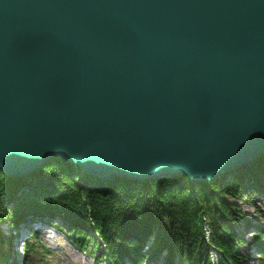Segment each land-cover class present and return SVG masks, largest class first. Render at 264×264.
<instances>
[{"label":"water","instance_id":"water-1","mask_svg":"<svg viewBox=\"0 0 264 264\" xmlns=\"http://www.w3.org/2000/svg\"><path fill=\"white\" fill-rule=\"evenodd\" d=\"M211 182L264 158V0H0V172Z\"/></svg>","mask_w":264,"mask_h":264},{"label":"trees","instance_id":"trees-1","mask_svg":"<svg viewBox=\"0 0 264 264\" xmlns=\"http://www.w3.org/2000/svg\"><path fill=\"white\" fill-rule=\"evenodd\" d=\"M258 196L264 198V158L211 182H191L184 175L95 178L53 158L24 177L0 172V264L14 248L19 225L28 220L57 224L74 247L100 260L107 254L110 264H156L162 249L163 264H213L207 236L216 248V264H247L249 247L264 245V228L252 229L241 203L253 205ZM246 231L254 233L251 239L244 238ZM35 247L29 245L28 254ZM257 249L255 264H264V250Z\"/></svg>","mask_w":264,"mask_h":264},{"label":"rangeland","instance_id":"rangeland-1","mask_svg":"<svg viewBox=\"0 0 264 264\" xmlns=\"http://www.w3.org/2000/svg\"><path fill=\"white\" fill-rule=\"evenodd\" d=\"M222 176V175H221ZM220 176V177H221ZM219 177V178H220ZM218 179V178H217ZM241 203V202H240ZM241 208L246 215L247 218L252 219V224L254 227H263L264 226V200L258 196L254 201L253 205L249 203H241ZM6 234V229L3 228ZM248 233L244 234V238H248ZM40 243H44L47 250H49V254L45 255L43 258L45 261L40 262L37 261L39 254L36 253L32 259H34L33 264H67L63 261L62 252L68 253V257L77 258V262L73 259H70L69 264H93L92 259L87 256H83L82 254L76 252L69 242L66 241L63 234H61L57 229H51L48 227L46 230L43 229L41 238L39 239ZM46 243V244H45ZM48 244V247H47ZM43 245V244H42ZM21 243L18 245V251L20 252ZM256 256L252 254V258L254 259ZM42 259V258H41ZM29 258H24L22 264H29ZM248 264H252L249 262Z\"/></svg>","mask_w":264,"mask_h":264},{"label":"bare ground","instance_id":"bare-ground-1","mask_svg":"<svg viewBox=\"0 0 264 264\" xmlns=\"http://www.w3.org/2000/svg\"><path fill=\"white\" fill-rule=\"evenodd\" d=\"M244 180H246L247 181V179H244ZM35 232V230L34 231H32V233H34ZM209 239H210V237H208V245H214V244H212L210 241H209ZM213 253H215V251L213 250V249H210ZM76 255H74V256H72V257H68V253H64V252H62V257H63V261L64 262H66L67 264H69L70 263V259H73L75 262H77V258H73V257H75Z\"/></svg>","mask_w":264,"mask_h":264}]
</instances>
